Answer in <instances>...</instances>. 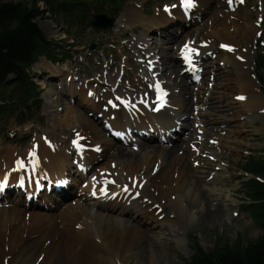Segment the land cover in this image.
<instances>
[{
	"label": "bare ground",
	"instance_id": "1",
	"mask_svg": "<svg viewBox=\"0 0 264 264\" xmlns=\"http://www.w3.org/2000/svg\"><path fill=\"white\" fill-rule=\"evenodd\" d=\"M181 1L176 8L156 9L149 16L141 0H131L118 19L115 34L127 25L143 28L144 38H139L137 43L148 59L147 75L126 77L127 86L124 87L106 76L85 90L84 84L74 86L72 81L62 84L61 90L55 91L58 102L63 99L64 92L73 95L76 91L78 97L73 99L74 104L68 103L65 107L56 103L48 106L47 111L53 115L50 129L43 128L34 135L31 146L23 152L0 145V187L7 181L23 182L24 190L18 189L17 197L24 191L40 197L43 191L36 188L43 182L60 180L65 186L54 185L49 194H44L57 205L68 196L73 183L80 180L79 197L64 203L57 213L27 212L34 201L20 202L18 207L12 200L7 207L0 206V264H5L3 258H7L6 264H123L128 252L159 257L166 233H155V228L167 227L179 247L186 240L181 229L188 207L201 204L200 217H217L218 211L209 203L215 177L204 180V165L207 155L221 158L224 149L235 148L240 130L216 131L209 146L201 134L205 126L220 124L221 116L216 111L227 112L234 119L239 116L238 111L231 110L230 103L224 102L215 89L210 94L207 89L194 92V88L181 82L178 75L188 78L196 74L194 65L207 54H213L220 45L222 52L214 56L217 65L204 69L205 79L214 82V88L223 86L225 89H228L227 82L233 80L240 110L246 118L260 117L258 128L264 135V93L255 73V50L251 41L259 25L257 27L258 20L247 13L249 0H241L242 6L236 0H195L191 8L182 6ZM259 8L264 11V4ZM186 13H190L188 19L184 16ZM203 15L206 19L192 31L196 39H189L190 33H185L183 41L176 43L174 51L181 68L167 56L159 59L154 54L152 47L162 49L163 43L174 41L181 27ZM149 32L159 35V41L152 39L149 43L146 37ZM40 63L49 69H59L44 58ZM156 83L167 93V103L160 110L154 109ZM202 107L213 111L216 118H200L190 111ZM189 120L198 125L195 134L179 136L194 142L187 148L178 150L176 145H151L142 149L136 145L137 141L130 139L129 147L115 145L111 153H107L111 139H115L107 136L108 129L114 136L124 138L132 132L142 133L140 135L147 141L152 135L143 130L152 128L157 137L171 140L172 134L179 135L185 129L176 121ZM219 124L216 126L220 128ZM57 130L59 135L72 136L65 149L55 140L51 141ZM74 138H78L77 144ZM33 144H37L36 149L32 148ZM203 147L213 148L219 154L202 150ZM100 156L104 160L95 166ZM73 158L77 161L75 167L83 168L81 171L72 167ZM124 187L129 191L125 192ZM51 206L46 205V208ZM148 220L153 224L151 228Z\"/></svg>",
	"mask_w": 264,
	"mask_h": 264
},
{
	"label": "rangeland",
	"instance_id": "2",
	"mask_svg": "<svg viewBox=\"0 0 264 264\" xmlns=\"http://www.w3.org/2000/svg\"><path fill=\"white\" fill-rule=\"evenodd\" d=\"M4 1H22V0H4ZM131 0H126L122 7L115 9L114 15L115 22L112 27L100 29L92 26H87L86 22L90 16L94 13L92 7H87L84 12V19L81 24L74 22L72 24H66L62 21L60 15L54 16L47 12L40 18H38V24L43 33L55 41L61 42L60 52L57 53L59 59H63L66 54L67 58L61 62H52L46 60L44 57H40L37 64L33 65L32 71L37 73V83L40 84L42 93L39 103L34 106L23 105L24 101L20 102L15 108L7 109L0 116V145H5L6 148L12 149L17 148L21 152L26 151L32 143V138L34 135H38L43 128L50 129V124L52 123L53 115L48 106L52 103L59 104V107H65L68 103L74 104L73 99H77L76 91L73 95L68 92H64L63 99L58 102L56 99L57 93L61 90V85H67L69 81H72L74 86L84 84V90L88 87H94L101 77H110L111 82L119 84L121 87L127 86L126 77L137 78L136 75L145 74L149 72L147 69L148 59L144 55V50L140 48L137 43L139 38H144L141 35L143 28L140 25H127L120 30L118 34H115L114 29L118 23L119 17L122 15L126 4ZM143 8L146 9V14L152 16L156 9H170L176 8L179 5L180 0H141ZM237 3L242 6L241 0H236ZM250 4L248 6V14L257 22V27L259 25V30L255 35H253L251 41L254 42L253 49L255 50V73L259 84L263 90V85L260 82L264 78V72L257 69V63L259 61V55L264 57V11L260 10V6L264 4V0H249ZM41 4V3H40ZM182 6H184L183 1H181ZM42 5V4H41ZM232 9L233 6H230ZM108 14L107 12L103 11ZM187 19L190 17V13L184 15ZM206 15L199 17L185 27H181L180 32L175 34L174 41L170 39L167 43H163V48L158 50L156 47L153 48L154 54L161 59L162 55L167 56L172 61L179 63V57L174 51L176 49V43L183 41L182 36L185 33L189 34V39L195 40L196 34L192 31L198 26L202 21H204ZM149 38V43L153 40L159 41L160 36L154 32H149L146 36ZM145 37V38H146ZM257 39V40H256ZM68 43L72 45L67 46ZM94 44V48L91 49L90 45ZM65 51V54L63 53ZM222 52L220 45L216 46L213 54H207L199 64H195L193 68L197 70L198 79L193 80V75H188V78H184L179 72L178 78L181 82L186 83L191 88L196 90L207 89L209 94L212 89L217 91V95L224 99V102L230 103L231 110L238 111V117L236 119L231 117L227 112L216 111L218 116H221L220 124L219 122L214 123V125H207L202 131L201 137L207 146L212 144L211 137L216 131L225 132V130L231 131L232 129L240 130V138L238 139V144L235 148L224 149L221 158H214L213 155L208 156L207 163H205V173L204 180H208L210 177L214 176V182L211 184L214 187V192L210 195L211 208L218 211L217 217L214 218H202L200 217L203 212V207L201 204H196L195 207H188V212L185 220V224L181 229L182 236L186 237L185 241H182L178 247L177 242L170 237L169 229L167 227L155 228V233H166V239L163 245L160 247L162 255L159 257L149 258L144 254L139 256L130 254L128 252L126 260L123 264H185V261L191 256L193 250L191 247L190 239L195 238L200 246L205 250L209 251L213 248L217 240L220 238L223 240H228L233 243L238 238L241 239L242 243H246L249 240L255 239L260 233L259 228L253 223L252 218L249 213L244 211L240 204L244 199V194L242 193V183L251 175L246 174L241 169V164L244 158L250 154L254 153L257 156H264V135L259 130L258 125L261 122L260 117L253 116L252 118H246L244 111L240 110L239 104L235 100L236 91L233 88V80L228 81V89L223 86L217 88L213 87L214 82H210L205 79L204 69L210 66L217 65L215 55ZM41 58H44L51 65L58 66L59 69H49L45 65L39 64ZM212 63V64H211ZM64 70H63V69ZM181 68V67H180ZM63 70V71H62ZM195 74V75H196ZM72 75L73 78L70 79ZM191 79V81L189 80ZM70 79V80H69ZM204 79V80H203ZM189 81V82H188ZM202 82V83H201ZM209 82V84H208ZM203 86V87H202ZM56 91V92H55ZM88 94L90 89L87 90ZM60 94V93H59ZM38 106V107H37ZM194 112L195 115L200 118H216L217 115H213V111L206 108H196L190 110ZM226 111V110H225ZM19 112L24 114L20 116ZM209 112V113H207ZM254 115V114H253ZM96 116H98L96 114ZM198 117V118H199ZM100 118V117H99ZM101 119V118H100ZM26 120L23 123L21 121ZM185 129H182L177 134H172L173 139L166 140L157 137L156 131L151 129L143 130L145 133L152 135V139L144 141V138L140 135L142 133L132 132L128 137L116 135L112 130H107V136H113L115 139H111L110 149L107 153H111L112 148L115 145H121L123 147H129L128 142L130 139L137 141L136 145L139 148L144 149L151 145L169 146L176 145L178 150L187 148L193 141L188 139L183 140L179 136L189 135L190 133L195 134V128L198 122H193L189 120L176 121ZM219 124L217 127L216 125ZM189 126V127H187ZM235 127V128H234ZM59 130V128H58ZM58 130L55 132L56 136L51 139L55 140L62 148H67L70 145V140L72 136H67L65 133L61 135L58 134ZM65 132V130H64ZM64 136V139H62ZM74 138V144L75 143ZM213 139V138H212ZM143 143V144H142ZM196 143V142H195ZM33 149L37 148V144L32 145ZM209 150L215 152L218 155V151L213 148H201L202 150ZM147 149V148H145ZM3 149L2 151H4ZM30 157V152L27 153ZM71 156V155H70ZM72 157V156H71ZM38 162V158L35 157ZM104 160V157H99L95 160V166ZM76 159L71 160L72 167L81 171L83 168L76 166ZM64 175V174H62ZM62 186L60 180H55ZM55 181L44 182L36 189L40 192V197L36 194L33 195L27 191H24L23 195L17 197L15 194L18 189L24 190L23 182H6L0 187V206L7 207L10 201L20 207V202H30L34 201V206L28 207L27 212H32L33 210H44L53 213H57L61 210L64 203H70L75 201L79 197V183H73L70 188L68 196L65 197L60 204H52L51 200L47 198V194L52 190V186H57ZM59 181V182H58ZM12 189V190H11ZM16 189V190H14ZM104 193V192H103ZM45 194V195H44ZM206 201L203 199L202 203ZM39 202V203H38ZM38 203V204H37ZM46 205H52L50 208H46ZM168 206V203H165ZM29 206V205H28ZM153 224L148 220V227L151 228ZM156 245V243H154ZM27 253H31L28 251ZM7 258H3V262L6 264Z\"/></svg>",
	"mask_w": 264,
	"mask_h": 264
},
{
	"label": "trees",
	"instance_id": "3",
	"mask_svg": "<svg viewBox=\"0 0 264 264\" xmlns=\"http://www.w3.org/2000/svg\"><path fill=\"white\" fill-rule=\"evenodd\" d=\"M125 2L126 0H0V116L22 101L23 105L29 107L39 103L42 89L36 82L37 73L32 71V67L40 57L52 62H61L67 58L65 51L63 59L57 57L62 43L43 33L38 18L47 12L54 16L60 15L67 25L74 22L81 24L84 11L87 7H92L94 13L86 22L90 26L95 13L105 11L114 16V10L122 7ZM70 45L72 43L67 44ZM257 69L264 72L263 55H259ZM260 82L264 92V78ZM19 114L21 116L24 113ZM241 169L252 177L242 183L244 199L240 207L249 213L260 233L245 244L240 238L233 243L219 238L209 251H205L191 237L193 252L185 264H264V156L248 154Z\"/></svg>",
	"mask_w": 264,
	"mask_h": 264
},
{
	"label": "water",
	"instance_id": "4",
	"mask_svg": "<svg viewBox=\"0 0 264 264\" xmlns=\"http://www.w3.org/2000/svg\"><path fill=\"white\" fill-rule=\"evenodd\" d=\"M82 19H84V15H82ZM114 22H115V17L109 16L106 13H96L93 15V18L90 21V26L104 29L107 27H112ZM90 48L93 49L94 44H91Z\"/></svg>",
	"mask_w": 264,
	"mask_h": 264
},
{
	"label": "snow or ice",
	"instance_id": "5",
	"mask_svg": "<svg viewBox=\"0 0 264 264\" xmlns=\"http://www.w3.org/2000/svg\"><path fill=\"white\" fill-rule=\"evenodd\" d=\"M195 0H183V4L187 8H191L194 6ZM187 48V45L185 46ZM222 47H227L225 45H222ZM232 50V49H229ZM186 59H190V57H186ZM238 99H244V97H238ZM114 183V182H113ZM135 186V185H134ZM125 192L129 191L128 187H124L123 189Z\"/></svg>",
	"mask_w": 264,
	"mask_h": 264
}]
</instances>
